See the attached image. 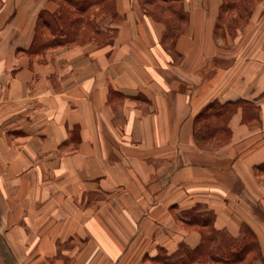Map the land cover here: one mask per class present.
Here are the masks:
<instances>
[{"label":"crops","instance_id":"1","mask_svg":"<svg viewBox=\"0 0 264 264\" xmlns=\"http://www.w3.org/2000/svg\"><path fill=\"white\" fill-rule=\"evenodd\" d=\"M223 2L94 5L32 53L58 1L0 0V264H166L206 210L264 258V0Z\"/></svg>","mask_w":264,"mask_h":264},{"label":"trees","instance_id":"2","mask_svg":"<svg viewBox=\"0 0 264 264\" xmlns=\"http://www.w3.org/2000/svg\"><path fill=\"white\" fill-rule=\"evenodd\" d=\"M57 1L58 9L55 12L40 13L29 52H39L77 40L86 22L90 26L89 30H95V25L88 19V10L94 5L100 4L102 9L114 13L113 0ZM249 2L250 0H224L222 9L238 7L240 14L245 16L249 13ZM185 217L189 223L203 227L201 241L194 248L181 245L177 252L163 257L166 264H190L194 261L239 264L255 257L264 261L258 239L247 224L241 226L238 236H233L228 231L211 225V211H188Z\"/></svg>","mask_w":264,"mask_h":264},{"label":"rangeland","instance_id":"3","mask_svg":"<svg viewBox=\"0 0 264 264\" xmlns=\"http://www.w3.org/2000/svg\"><path fill=\"white\" fill-rule=\"evenodd\" d=\"M90 14H88V17H89Z\"/></svg>","mask_w":264,"mask_h":264}]
</instances>
